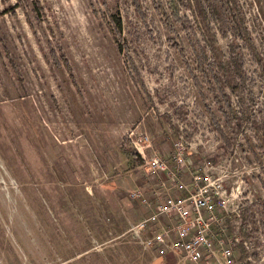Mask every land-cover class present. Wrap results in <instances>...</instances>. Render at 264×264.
I'll return each mask as SVG.
<instances>
[{"label":"rangeland","instance_id":"1","mask_svg":"<svg viewBox=\"0 0 264 264\" xmlns=\"http://www.w3.org/2000/svg\"><path fill=\"white\" fill-rule=\"evenodd\" d=\"M141 135L220 167L242 244L250 214L221 264H264V0H0V264H152Z\"/></svg>","mask_w":264,"mask_h":264},{"label":"built area","instance_id":"2","mask_svg":"<svg viewBox=\"0 0 264 264\" xmlns=\"http://www.w3.org/2000/svg\"><path fill=\"white\" fill-rule=\"evenodd\" d=\"M134 145L143 160L146 185L132 191L130 198L146 208L148 216L129 233L152 264L230 260L242 236L240 227L232 236L228 223L242 204L233 205L234 199L227 197L220 167L195 165L183 137L175 142L171 156L155 150L148 135H141Z\"/></svg>","mask_w":264,"mask_h":264},{"label":"trees","instance_id":"3","mask_svg":"<svg viewBox=\"0 0 264 264\" xmlns=\"http://www.w3.org/2000/svg\"><path fill=\"white\" fill-rule=\"evenodd\" d=\"M136 1V0H135ZM159 10H160V12H162V14H163V16H167L166 15V13L164 12V11H162V9H161V6H159ZM169 19V17H167V20ZM167 25V24H166ZM167 28H168V25H167ZM237 37V36H236ZM234 41H236V39H234ZM177 48V53L179 54V56L182 58V60L185 62V65L188 67V68H191L190 67V65L187 63V61L184 59V57H185V53H184V51L180 48V47H176ZM252 48L254 49V47L252 46ZM251 54L252 55H254V52H251ZM203 58L199 55V54H196V66H197V70H201V72L202 73H205L204 75H206V73H208V72H211V73H216V71L218 70L219 71V66L217 65H215L214 63H211V62H207L206 61V59H207V53H205V54H203ZM230 64V63H229ZM222 65V64H221ZM190 72H192V70H190ZM194 73V72H193ZM207 77V79H208V76H206ZM193 78H194V81H195V84L197 85V88H200V94H202V96H203V89H202V87H201V85H200V80H199V78L198 77H196L195 75H193ZM219 78H220V76H219ZM218 77H214L212 80H211V82L213 83V84H220V82H221V79H219ZM210 80H208V82H209ZM223 94H225L224 92H223ZM209 115H210V118H211V122H212V125L215 127V130H216V132H218L224 139H226L225 138V135H224V133H223V130L221 129V127H220V125H219V123L217 122V118H216V116L214 115V113L212 112V111H209ZM246 204H248V203H246ZM247 212L248 211H246L245 213H244V215H245V222L243 223V225H242V227H241V231H242V235H243V238H244V240H243V244H242V259H246L247 258V255H248V253H247V249H246V247H245V240L248 238V236L250 235V233H249V231H250V229H249V225H246V223H247V220H248V216L250 215V214H247ZM243 215V216H244ZM248 215V216H247Z\"/></svg>","mask_w":264,"mask_h":264}]
</instances>
